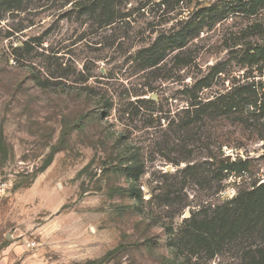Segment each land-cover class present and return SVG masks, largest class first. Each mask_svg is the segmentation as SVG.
<instances>
[{"label":"rangeland","instance_id":"374dc122","mask_svg":"<svg viewBox=\"0 0 264 264\" xmlns=\"http://www.w3.org/2000/svg\"><path fill=\"white\" fill-rule=\"evenodd\" d=\"M0 264H264V0H0Z\"/></svg>","mask_w":264,"mask_h":264},{"label":"trees","instance_id":"16d2710c","mask_svg":"<svg viewBox=\"0 0 264 264\" xmlns=\"http://www.w3.org/2000/svg\"><path fill=\"white\" fill-rule=\"evenodd\" d=\"M112 0H103V3H111ZM110 23V21L108 22ZM215 166H216V169H217V174L218 176L224 172V171H227V169L229 168V164L225 163L224 161H222V159L220 160H216L215 162ZM237 201H241V198L240 199H236V202ZM251 213H254V212H251ZM246 216H248V213L246 214Z\"/></svg>","mask_w":264,"mask_h":264},{"label":"water","instance_id":"95a60500","mask_svg":"<svg viewBox=\"0 0 264 264\" xmlns=\"http://www.w3.org/2000/svg\"><path fill=\"white\" fill-rule=\"evenodd\" d=\"M224 161H225V162H230V161H231L230 156H226V157L224 158Z\"/></svg>","mask_w":264,"mask_h":264}]
</instances>
